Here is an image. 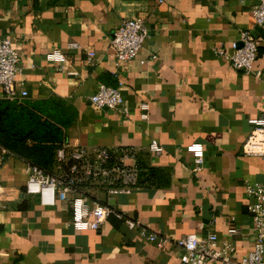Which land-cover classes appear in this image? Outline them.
<instances>
[{"label":"crops","instance_id":"1","mask_svg":"<svg viewBox=\"0 0 264 264\" xmlns=\"http://www.w3.org/2000/svg\"><path fill=\"white\" fill-rule=\"evenodd\" d=\"M257 2L0 0V40L18 53L16 78L25 99L54 97L73 110L65 150L128 147L134 156L123 162L150 170V186L107 195L87 185L88 200L171 240L214 232L232 247V259L252 249L245 186L264 183V158L243 154L241 144L247 120L264 115V37L251 16ZM126 17L139 18L148 36L132 60L119 63L110 39ZM241 29L255 37L260 77L235 70L215 53L229 52ZM69 42L79 47L67 48ZM53 48L66 57L60 69L44 59ZM118 82L125 114L91 105L98 84ZM151 141L161 147L159 154L148 149ZM191 142L204 150L196 173L184 149ZM26 178L21 158L8 153L0 159V264H180L179 249L145 242L112 215L98 230L72 229L69 202L40 205L24 192Z\"/></svg>","mask_w":264,"mask_h":264},{"label":"built area","instance_id":"2","mask_svg":"<svg viewBox=\"0 0 264 264\" xmlns=\"http://www.w3.org/2000/svg\"><path fill=\"white\" fill-rule=\"evenodd\" d=\"M253 22L261 30L264 37V0L251 8ZM147 29L139 18L126 17L119 21L112 32L110 47L117 62L132 60L144 40L147 38ZM67 48H78L75 42L67 43ZM215 53L226 59L238 71L251 73L260 77L262 71L254 67L257 55L255 37L245 29L238 31L237 38L230 42L229 52L216 48ZM92 51L86 53L89 62ZM45 61L57 65L58 69L65 62V55L53 48L44 54ZM19 57L17 51L10 46L7 39L0 40V90L1 98L7 101L19 102L27 96L22 82L17 80L19 72ZM142 62V61H140ZM120 83L116 86L98 84L88 100L96 108L117 110L126 113L122 107V97L119 92ZM147 104L139 103V117H146ZM249 132L241 144V151L245 155H255L264 158V115L247 120ZM64 143L60 144L54 153V167L52 172H45L35 165L25 163L27 178L24 192L34 195L40 205L52 206L56 200L68 201V225L77 231L98 230L105 219L112 215L123 225L145 242L153 244L159 249L165 246H174L179 249L178 261L180 264H264V183H253L245 186L247 196L246 208L250 215L253 228L252 249L238 259L230 258L232 247L217 238L214 232L205 235L188 233L175 239L165 235H157L146 230L137 220L112 208L88 200L83 195V187L91 185L102 190L107 195L129 193L136 185L137 169L133 165L123 162L124 158H132L133 150L124 148L100 147L87 152L79 146H72L65 150ZM153 154H159L161 147L154 141L148 145ZM191 156V171L200 170L203 161V146L199 142H191L184 147ZM8 152L0 146V159ZM67 161L65 170L63 164ZM234 229L227 232L233 233Z\"/></svg>","mask_w":264,"mask_h":264},{"label":"trees","instance_id":"3","mask_svg":"<svg viewBox=\"0 0 264 264\" xmlns=\"http://www.w3.org/2000/svg\"><path fill=\"white\" fill-rule=\"evenodd\" d=\"M72 117L73 110L54 97L19 102L0 99V146L25 163L52 172L55 149L64 141ZM68 163L63 164L64 170ZM149 171L137 170L138 187L151 185Z\"/></svg>","mask_w":264,"mask_h":264}]
</instances>
